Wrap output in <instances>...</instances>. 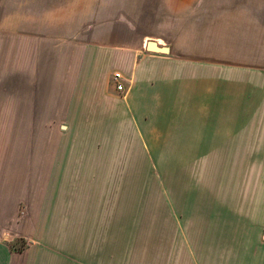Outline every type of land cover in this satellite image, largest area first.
<instances>
[{"label":"crops","instance_id":"crops-1","mask_svg":"<svg viewBox=\"0 0 264 264\" xmlns=\"http://www.w3.org/2000/svg\"><path fill=\"white\" fill-rule=\"evenodd\" d=\"M1 38L17 55L53 56L43 85L68 95L75 80L82 109L65 116L82 118V135L131 133L134 149L172 151L190 209H238L242 237L209 241V264H264V0H0ZM96 144L82 141V157ZM24 185L0 175V264H70L52 210L18 209Z\"/></svg>","mask_w":264,"mask_h":264},{"label":"rangeland","instance_id":"rangeland-1","mask_svg":"<svg viewBox=\"0 0 264 264\" xmlns=\"http://www.w3.org/2000/svg\"><path fill=\"white\" fill-rule=\"evenodd\" d=\"M15 45L14 38L0 39V163H8L0 175L6 170L23 179L21 213L52 210L55 240L63 246L54 249L70 264H209V241L242 237L238 209H190L168 163L172 151L134 149L131 133L82 135V118L65 116L82 109L75 80L68 95L43 85L42 68L53 56L17 55ZM120 82L122 94V75ZM119 128L131 130L125 121ZM85 140L97 144L82 157ZM112 142L116 150L108 148ZM112 159L117 164L110 166Z\"/></svg>","mask_w":264,"mask_h":264},{"label":"water","instance_id":"water-1","mask_svg":"<svg viewBox=\"0 0 264 264\" xmlns=\"http://www.w3.org/2000/svg\"><path fill=\"white\" fill-rule=\"evenodd\" d=\"M146 49L149 51H156V52H163V53L167 51L166 47L157 46L154 41H148L146 43Z\"/></svg>","mask_w":264,"mask_h":264},{"label":"built area","instance_id":"built-area-1","mask_svg":"<svg viewBox=\"0 0 264 264\" xmlns=\"http://www.w3.org/2000/svg\"><path fill=\"white\" fill-rule=\"evenodd\" d=\"M112 79L116 82V90L121 91L123 89V85L120 82L121 75L117 72L113 73Z\"/></svg>","mask_w":264,"mask_h":264}]
</instances>
